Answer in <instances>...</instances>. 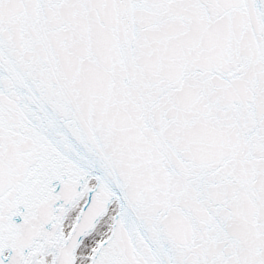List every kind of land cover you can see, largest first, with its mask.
<instances>
[{
	"label": "snow or ice",
	"instance_id": "1",
	"mask_svg": "<svg viewBox=\"0 0 264 264\" xmlns=\"http://www.w3.org/2000/svg\"><path fill=\"white\" fill-rule=\"evenodd\" d=\"M0 264H264V0H0Z\"/></svg>",
	"mask_w": 264,
	"mask_h": 264
}]
</instances>
